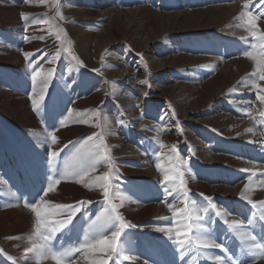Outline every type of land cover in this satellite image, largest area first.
<instances>
[{"label": "rangeland", "instance_id": "374dc122", "mask_svg": "<svg viewBox=\"0 0 264 264\" xmlns=\"http://www.w3.org/2000/svg\"><path fill=\"white\" fill-rule=\"evenodd\" d=\"M92 1L98 6V19L85 14L78 17L71 8L66 12L63 7L60 14L66 25L58 22L59 25L72 29V34L73 28L78 26L77 21L83 20L88 23L84 31L95 29L98 33L109 22L105 20L103 27H100L97 21L103 20L109 12L113 21L109 24L117 32L118 39L109 50L99 54L91 69L73 60L80 70H76V76L68 78V84L114 88L111 94L105 95L103 105L111 96L114 98L110 110L115 107V112L111 117L119 136L126 138L124 145L143 149L145 156L140 162L145 165H139V168L149 171L162 184L147 196L138 195L139 203L145 205L152 201V204L163 206L166 196L160 193L165 183L164 173L156 164L161 163L164 169H168L175 162L168 159L175 146L179 157L186 161L182 170L191 188L190 202L208 209L205 222L209 217L215 221L207 224L209 238L222 243L229 251L205 249L204 255L195 251L182 255L172 243L176 238L175 231L171 239L166 232H161L160 236L151 234L160 229H174L173 210L181 209L183 205L180 193H175L173 207L166 219L157 212L143 221L148 223L147 228L151 233L138 231L137 228L144 227V224L128 219L127 222L134 227L126 229L127 246L131 243L133 249L137 248V255L145 260L144 264L151 262L146 257L149 249L160 245L174 253L175 264H218L208 260L207 253L214 258L217 255L224 257V264H240L241 261L244 264H264V254L247 252V245L223 223L224 219L229 222L242 220L247 225V231L264 243V221L259 220V214L264 210L258 203L264 201V124L259 123L264 119L260 116L264 104L255 98L258 90L252 86L255 80L264 88V81L259 80L258 75H253L256 73V62L243 55V49L248 47L250 50L251 44L256 41L247 26H241L242 21L237 19L243 11H251L258 17V29L264 32V4L260 0ZM77 3L80 0H73L74 5ZM246 3L247 9L244 8ZM121 11H124L122 15L118 13ZM121 55L127 57L130 68L133 66L135 70L129 79L137 90H133L127 100L142 101L137 112L139 120L134 124L128 122L131 116H124L123 112L117 110L128 107L127 104L118 103L119 89L128 86L126 81L120 75L107 77L105 73V66L110 70L126 69L118 65ZM143 80L148 83L141 84ZM58 94L61 95L62 91ZM261 94L264 95V92ZM49 107H52L51 103ZM170 136L173 141L169 140ZM161 142L164 145L162 148ZM4 157L13 165L11 156L5 154ZM28 170L27 166L18 168L21 177ZM201 183H205L207 190L201 188ZM246 185L249 189L245 195L257 203L255 209L240 196ZM19 197H24V194L19 193L17 199ZM204 197L212 198L215 208ZM84 212L85 207L73 221L77 231L68 238L71 245L76 242L77 236L83 239V232L79 229H83L87 218ZM217 212L225 215L217 216ZM74 238L75 242L71 243L70 239ZM30 257L27 256V259ZM0 264H10L8 256L2 251ZM117 264L129 262L118 261Z\"/></svg>", "mask_w": 264, "mask_h": 264}, {"label": "bare ground", "instance_id": "6f19581e", "mask_svg": "<svg viewBox=\"0 0 264 264\" xmlns=\"http://www.w3.org/2000/svg\"><path fill=\"white\" fill-rule=\"evenodd\" d=\"M54 2L55 0H46V3L40 4L33 0L32 4H28L25 0H0V249L8 258L12 257L9 259L10 264H34L31 257L27 259V256H31L29 251L31 242L24 237L30 235L34 228L35 214L30 207L26 206V202L33 199L41 187V182L50 175L49 164L46 162L49 159L48 154L53 150L63 149L60 151L59 157V164L62 167L66 161H71L77 149H80L81 152L87 150L88 146L84 144V141L88 136L101 132V128L95 126L98 122L103 125L104 139L114 158L115 175L118 176V179L112 181L111 195L114 203L123 202L119 212L126 221L131 219L143 223L144 220L156 215L157 212H160V216L166 219L168 212L173 207L172 200L175 197V193L172 196H166L161 191L160 195L166 196L163 206L152 204V201L145 205L139 203L138 195L147 196L162 184L149 171L143 167L139 168V165H145L144 162H140L145 156L143 149L138 146L137 150L124 145L126 138L119 136L118 128L111 117V114L115 112V107H113L114 110L113 108L112 111L110 110L115 102L114 98L111 96V99L103 105L105 95L114 88L68 84V78L71 75L76 76L78 74L76 70H80V67L61 49L60 41L56 40L55 31L62 29L66 33L65 46H68L67 41H70L74 55L78 56L88 69H91L94 66L93 63H96L95 60L99 59V54L106 52V49L109 50L110 46H113L118 39L117 32L112 29V24H109L113 22L110 20L109 12L103 20L97 21L100 27H103L105 20L109 22L98 33L95 32V29H90L89 32L84 31V27L88 23L78 20V26L73 28L71 34L70 30L72 29L59 25L58 22L62 25H66V23L64 19L57 16ZM93 3L92 0H80V3L74 5L73 0H60L59 11L63 7L66 12L71 8L78 17L85 14L92 19H98L100 17L97 12L98 6L96 7ZM123 12L118 13L122 15ZM21 13L31 14L27 27L26 22L21 18ZM33 15H40L41 20L46 18L50 23L33 24L31 23ZM40 36H44L45 39H38ZM57 50L61 51L59 60L55 64L49 63L48 58L55 55ZM25 52L32 54L30 58H25ZM120 61L121 63L118 65L126 67L124 71L110 70V67L105 66V73L107 77L120 75L126 81L128 86H122L119 89L118 103L127 104L128 107L126 110L123 107L117 110L123 112L124 116H131L127 121L134 124L139 120L137 112L142 101L127 100L133 90H137L129 79V75L135 70L133 66L130 68L127 57L121 55ZM29 63L33 64L32 69L28 67ZM104 65H107V62H104ZM49 68H55L56 72L49 83L41 110L36 111L31 103V75L33 71H46ZM89 76L92 77V75ZM94 88L96 89L94 90ZM59 91H62L61 95L58 94ZM50 103L52 104L51 108L49 107ZM89 110H98L99 118L91 115ZM69 111L73 112V116L67 118L65 126H61L59 121L68 117ZM76 112H80L87 122H77L80 118L75 116ZM53 132L58 137V142L55 145H52L50 141V134ZM168 138L172 140L173 137ZM161 140H163L162 137ZM5 154L11 156L13 165L5 159ZM24 166L29 167V170L24 177H21L18 168H24ZM105 171H107V166L101 164L91 175H102ZM87 179L85 177V180ZM200 185L201 188L207 190L205 183ZM187 188L191 189L189 184H187ZM19 193H23L24 197L17 199ZM130 193L133 194L130 196ZM45 199L53 203L91 201L90 204L84 205V213L87 218L84 220L83 229H79L84 232L88 228L89 218L94 219L95 215L102 210L101 202L104 198L101 190L97 188L85 189L81 183H76L75 179L69 178L61 181ZM169 204H171V208ZM183 207L184 204L181 208ZM136 222L134 223L136 224ZM143 224L144 227H138L137 230L151 233L147 228L148 223L144 222ZM74 233L61 240V244L66 247L72 246L68 242V238L74 236ZM151 234L160 236L161 231L157 233L152 231ZM60 235L58 234V239H60ZM70 240L71 243L75 242V238ZM130 245L133 244L130 243ZM130 245L127 246V254L135 258L130 263L144 264L145 260L137 255V248L133 249ZM146 257L151 261L149 264H175L174 253L163 245L149 249ZM206 257L217 263L211 253H207ZM43 264H54V261L48 260ZM78 264H86V261L79 260Z\"/></svg>", "mask_w": 264, "mask_h": 264}, {"label": "snow or ice", "instance_id": "6c2138e0", "mask_svg": "<svg viewBox=\"0 0 264 264\" xmlns=\"http://www.w3.org/2000/svg\"><path fill=\"white\" fill-rule=\"evenodd\" d=\"M25 2L32 4L33 0H25ZM36 2L44 4L46 0H36ZM260 3L264 4V0H260ZM54 7L57 9V16L63 19L59 11L60 0H55ZM244 8H248L247 3L244 5ZM30 15L29 13H21V18L26 22V27ZM237 19L242 21L241 26H247L250 35L256 41L251 44L250 50L248 47L243 49V55L256 62V73L253 75H258V79L264 81V32L260 31L257 27L256 21L258 17L251 11L246 10ZM42 22L50 23L46 18L41 20L40 15L32 16L31 23ZM55 37L56 40L60 41L61 49L72 60L78 64L82 63L78 56L73 54L71 42L67 41L68 46H65L66 40L64 37H66V33L62 29L55 31ZM25 39L28 38L25 37ZM33 39H36V37H33ZM38 39L44 40L45 37L40 36ZM24 55L28 59L32 54L25 52ZM44 55H47V53H44ZM60 56L61 51L57 50L48 62L55 64ZM28 67L32 69L33 64L29 63ZM55 72V68H49L46 71H33L31 75V103L34 110H41L45 95L48 92L49 83ZM140 83L147 84L148 82L143 80ZM252 86L258 90L255 98L264 104V95L261 94V92H264V88L255 80H253ZM145 95L147 96V93ZM89 112L97 118L100 116L98 110H89ZM72 116L73 112L69 111L68 117L60 120L59 124L65 126L67 118H71ZM75 116L80 118L77 122H87L80 112H76ZM260 116L264 118V111L260 112ZM259 123L264 124V119L259 121ZM95 126L100 127L101 132L88 136L87 140L84 141V144L88 146L87 150L81 152L80 149H77L71 161H66L62 167L59 164V157L60 151L63 149L59 151L53 150L48 154L49 159L46 162L49 164L48 171L50 175L46 176L45 180L41 182V187L37 190L33 199L26 202V206L30 207L31 211L35 214L34 228L30 235L24 237L31 242L29 251L34 264H43V262L48 260L54 261V264H78L79 260L86 261V264H109L110 261L112 264H117L118 261L129 262L130 264L135 259L127 254L128 248L126 244V229L134 226L128 223L119 212V208L123 206V202L119 204L114 203L111 195L113 189L112 181L118 179V176L115 175L114 158L111 156V151L105 142L103 125L98 122ZM248 131H253V129H248ZM50 141L52 145L58 142V137L54 132L50 134ZM160 147H164L162 142ZM168 159L170 162L175 161L170 164L168 169H164L161 163L156 164V167L164 173L165 183L163 192L166 196L180 193L184 207L173 210L174 215L172 219L176 222L174 229H160V231L167 232L170 239L172 238L173 231H175L176 238L172 240V243L181 251L182 255L191 251L204 255L205 249L229 251L222 243H217L214 239L209 238L210 233L207 231V224L215 223V221L209 217L208 221L205 222L208 209L200 208L194 201L190 202V190L187 188L185 173L182 170L186 161H183L179 157L175 146H173L172 155ZM101 164L107 166V171L102 175L92 176L91 173H94L97 166ZM85 177L88 179L85 180ZM69 178L75 179L76 183H81L85 189L92 190L93 188H97L101 190L104 199L101 202L102 210L95 215L94 219L89 218L88 228L83 232V239L77 236V240L72 246L64 247L60 241L77 231V226L73 221L77 217V214L81 213L84 205L91 203V201L86 200L75 203H53L45 199L49 193L56 189L61 181ZM248 189L249 186L246 185L245 191L241 192L240 196L255 209L257 208V203L245 195ZM204 199L215 208V205L212 204V198L204 197ZM258 203L261 209L264 210V201ZM169 207H172L171 204H169ZM216 215L225 214L217 212ZM259 220L264 221V211L259 214ZM223 223L230 231L237 235L242 243L247 245V252L254 255L264 254V243L258 241L256 235H252L251 232L247 231V225L242 220L234 219L229 222V220L224 219ZM58 234H61L60 239L57 238ZM122 236L124 239H122ZM9 259H12V257H9ZM215 260L219 264H224V257L222 256H215ZM240 264H244V262L241 261Z\"/></svg>", "mask_w": 264, "mask_h": 264}]
</instances>
